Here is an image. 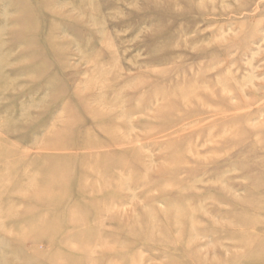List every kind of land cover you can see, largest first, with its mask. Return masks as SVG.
Segmentation results:
<instances>
[{
	"label": "rangeland",
	"instance_id": "374dc122",
	"mask_svg": "<svg viewBox=\"0 0 264 264\" xmlns=\"http://www.w3.org/2000/svg\"><path fill=\"white\" fill-rule=\"evenodd\" d=\"M0 264H264V0H0Z\"/></svg>",
	"mask_w": 264,
	"mask_h": 264
},
{
	"label": "bare ground",
	"instance_id": "6f19581e",
	"mask_svg": "<svg viewBox=\"0 0 264 264\" xmlns=\"http://www.w3.org/2000/svg\"><path fill=\"white\" fill-rule=\"evenodd\" d=\"M106 79V78H105Z\"/></svg>",
	"mask_w": 264,
	"mask_h": 264
}]
</instances>
